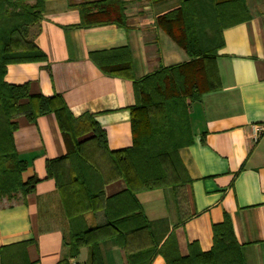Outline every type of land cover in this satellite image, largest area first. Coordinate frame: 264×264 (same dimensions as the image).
Masks as SVG:
<instances>
[{"label":"crops","instance_id":"obj_1","mask_svg":"<svg viewBox=\"0 0 264 264\" xmlns=\"http://www.w3.org/2000/svg\"><path fill=\"white\" fill-rule=\"evenodd\" d=\"M69 1L46 3L35 43L48 61L9 65L5 81L29 84L34 95H61L75 118L95 117L111 151L130 148L133 81L103 73L91 55L128 48L136 79L188 63L187 52L157 26V19L178 9L182 0H124L126 27L90 28L79 27L80 13ZM245 4L249 20L224 29V47L211 62L216 89L190 109L192 144L179 151L190 180L187 203L179 214L172 188L140 191L137 199L149 232L135 238L130 250L160 249L173 234L181 256L189 255L193 243L208 253L213 226L228 215L245 264H264V136L253 137V126L264 125V0ZM14 122L16 149L28 163L23 179L39 183L26 199H0V247L28 242L30 264H85L88 248L70 255L69 222L56 182L47 174V162L67 154L57 120L47 115L36 123L24 117ZM96 161L102 169L107 166L100 153ZM126 189V182L117 179L105 186V196ZM101 251L104 264H129L127 251L114 240L103 241ZM151 264L166 261L156 255Z\"/></svg>","mask_w":264,"mask_h":264},{"label":"trees","instance_id":"obj_2","mask_svg":"<svg viewBox=\"0 0 264 264\" xmlns=\"http://www.w3.org/2000/svg\"><path fill=\"white\" fill-rule=\"evenodd\" d=\"M47 1L0 0V199H26L39 183L37 178L23 179L28 163L15 146L18 124L14 120L24 117L36 123L43 116L54 115L67 154L49 160L46 168L48 178L56 182L69 222L71 257L86 247L89 257L85 264H104L101 243L114 240L127 251L129 264H151L156 255L166 264H245L228 215L213 226L214 246L208 253L193 243L189 255L181 256L173 234L160 249L130 250L135 238L149 232L137 199L140 191L172 188L179 214L187 203L185 190L190 180L179 151L192 144L190 109L216 89L211 62L224 47V29L249 20L245 0H182L178 9L157 19V26L187 52L188 63L163 67L136 79L128 48L91 55L103 73L133 81V144L118 151L109 149L107 134L93 115L75 118L61 95H34L29 84L5 81L9 65L48 61L35 43ZM69 2L80 13L81 28L126 27L124 0ZM98 153L105 159L104 169L96 161ZM117 179H123L127 189L106 198L105 186ZM28 244L0 247V264H30Z\"/></svg>","mask_w":264,"mask_h":264},{"label":"built area","instance_id":"obj_3","mask_svg":"<svg viewBox=\"0 0 264 264\" xmlns=\"http://www.w3.org/2000/svg\"><path fill=\"white\" fill-rule=\"evenodd\" d=\"M253 137L255 141H258L262 136H264V125H255L253 126Z\"/></svg>","mask_w":264,"mask_h":264}]
</instances>
